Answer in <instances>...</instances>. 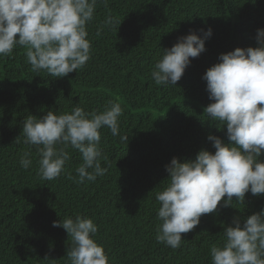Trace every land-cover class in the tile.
Wrapping results in <instances>:
<instances>
[{
  "label": "trees",
  "instance_id": "trees-1",
  "mask_svg": "<svg viewBox=\"0 0 264 264\" xmlns=\"http://www.w3.org/2000/svg\"><path fill=\"white\" fill-rule=\"evenodd\" d=\"M107 17L116 27H103ZM208 28L206 51L191 58L175 87L156 85L150 73L163 50ZM257 29H264V0H107L87 25L91 59L77 72L63 78L34 73L20 46L0 57V264H69L71 238L53 222L76 216L98 225L95 239L109 264H211L209 250L223 243L224 228L264 209V195L246 193L244 203L234 197L229 207L221 201L172 249L156 240L155 193L167 185L174 157L183 163L201 150L214 153L209 134L229 143L226 127L209 124L203 112L212 101L202 76L220 54L258 47ZM108 101L119 103L123 115L118 136L101 129L107 173L84 184L69 179L82 162L69 148L64 173L42 181L37 150L23 143V120L77 105L103 111ZM25 152L32 160L27 170L19 163Z\"/></svg>",
  "mask_w": 264,
  "mask_h": 264
},
{
  "label": "clouds",
  "instance_id": "clouds-1",
  "mask_svg": "<svg viewBox=\"0 0 264 264\" xmlns=\"http://www.w3.org/2000/svg\"><path fill=\"white\" fill-rule=\"evenodd\" d=\"M107 0H0V57L11 56L17 46L26 48L25 60L34 73L63 78L82 69L91 59L87 25L94 20L97 5ZM117 22L107 17L103 27L112 29ZM99 31L97 34H99ZM195 31L178 38L150 73L156 85L173 86L182 78L191 58L206 51L205 41L212 29ZM258 47L236 48L219 55V62L203 74L212 101L203 112L209 124L226 127L229 143L209 134L214 153L201 150L196 158L181 163L173 158L166 166L168 183L155 193L159 205L156 240L178 249L182 234L192 231L202 215L232 206L233 198L244 203L246 193L264 195V29H257ZM119 103L108 101L103 111L86 112L77 105L57 115L48 111L37 118L23 120V143L35 147L39 155L37 175L42 181L58 179L71 159L67 149L80 154L76 176L79 184L95 182L107 173L102 167L101 129L120 134ZM122 140L128 137L122 136ZM16 142H20L18 139ZM30 152L20 158V166L32 165ZM71 238L66 257L69 264H109L104 247L95 237L98 225L92 219L76 216L54 221ZM223 243L209 250L211 264H264V209L241 222L233 218L223 231Z\"/></svg>",
  "mask_w": 264,
  "mask_h": 264
}]
</instances>
